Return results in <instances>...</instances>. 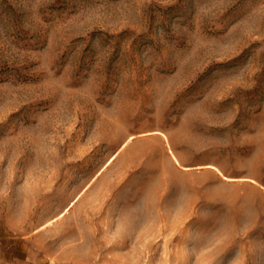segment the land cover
Listing matches in <instances>:
<instances>
[{
    "label": "rangeland",
    "instance_id": "1",
    "mask_svg": "<svg viewBox=\"0 0 264 264\" xmlns=\"http://www.w3.org/2000/svg\"><path fill=\"white\" fill-rule=\"evenodd\" d=\"M0 264H264V0H0Z\"/></svg>",
    "mask_w": 264,
    "mask_h": 264
}]
</instances>
